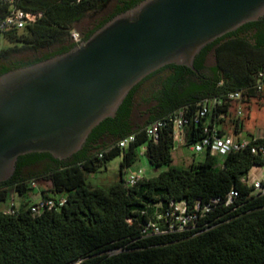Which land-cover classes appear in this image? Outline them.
I'll return each mask as SVG.
<instances>
[{
    "label": "trees",
    "instance_id": "16d2710c",
    "mask_svg": "<svg viewBox=\"0 0 264 264\" xmlns=\"http://www.w3.org/2000/svg\"><path fill=\"white\" fill-rule=\"evenodd\" d=\"M110 1L17 0L19 8L41 12V17L21 30L2 35L21 48L49 51L32 60L12 61L9 53L17 46L1 49L0 75L71 49L76 44L70 38L73 26ZM140 1L117 0L115 11L82 40L113 15ZM209 53L214 61L207 66ZM193 67L196 73L171 64L145 77L130 90L115 116L93 128L82 148L70 158L58 160L48 153H31L17 159L12 177L0 183V204L12 192L20 197L33 195L30 182L39 180L49 183L47 189L39 190L40 197H63L65 203L38 216L30 214L28 202H22L15 214H5L0 207V264H264V194L251 195V188L242 182L253 167H264V156L253 155L246 148L224 157L222 168L207 154L202 161L181 167L173 164L170 124L161 129L156 144L144 130L149 123L181 107H187L191 114L207 98L237 90H243L239 104L264 97V90L256 92L252 88L258 71L264 70V16L203 47ZM151 78L150 90L141 98L146 119L140 125L133 119V97ZM237 106L235 101L224 100L217 108V114L223 115L218 120L220 134L229 135L225 119L233 110L231 133L240 135ZM201 123L188 126L184 146L201 138ZM129 134H134L135 141L125 150L118 149L116 141ZM252 144L264 145V137ZM140 147L145 148L146 162L157 173L126 186L123 173L138 160ZM120 154L114 183H87V174L99 171L106 161ZM231 189L238 192V197L224 206L222 202ZM212 198H219L221 204L199 220L197 229L141 235L148 217L141 213L145 208L150 212V206H164L171 200L192 207L196 201L203 204Z\"/></svg>",
    "mask_w": 264,
    "mask_h": 264
},
{
    "label": "water",
    "instance_id": "95a60500",
    "mask_svg": "<svg viewBox=\"0 0 264 264\" xmlns=\"http://www.w3.org/2000/svg\"><path fill=\"white\" fill-rule=\"evenodd\" d=\"M263 16L264 0H141L68 51L1 74L0 183L20 156L70 158L145 77L196 73L203 47Z\"/></svg>",
    "mask_w": 264,
    "mask_h": 264
},
{
    "label": "built area",
    "instance_id": "2783aa9c",
    "mask_svg": "<svg viewBox=\"0 0 264 264\" xmlns=\"http://www.w3.org/2000/svg\"><path fill=\"white\" fill-rule=\"evenodd\" d=\"M41 17V12L25 11L17 6V0H0V34L6 32L18 31L25 26L35 23ZM71 41L78 43L81 41L80 36L74 30L70 32ZM252 88L256 92L264 90V70L258 71ZM243 90L229 92L219 97L207 98L201 101L196 109L189 114L187 107H181L163 119H157L145 126L146 137L156 144L160 137L161 129L168 123L171 126V137L173 149L184 146L186 141V130L191 124H197L202 120V136L201 138L189 146V150L194 154H204L215 157L217 159L216 166L223 167V159L230 153L240 152L246 148L253 155L264 156L263 144H252L262 136L252 134L251 136H236L219 133L218 120L223 118L222 114H217V108L220 107L224 100H231L238 103L235 111L236 117L241 116L242 112L239 103L242 98ZM135 141L134 134H129L116 141V147L120 150H125L130 144ZM101 156L100 154L98 155ZM145 157V148L140 147L138 157ZM218 158H223L219 161ZM258 167V166H255ZM253 167V168H255ZM260 176L256 179H248L246 176L242 179L248 187L251 188V195L264 194V167ZM128 169V168H127ZM124 178L126 186L134 185L138 180L146 176V170L139 167L136 170L128 171ZM248 175V174H247ZM35 186V182H31V187ZM15 193H10L8 198V206L2 208L5 214H15L19 207L16 206ZM238 197V192L231 189L222 202V205L228 206L233 200ZM65 203V198L58 197L57 199L39 197L37 201L28 205V210L32 216H38L44 211H49L53 208L62 206ZM221 204L219 198L209 199L206 203L196 201L192 207H188L184 201H169L162 206L160 203L150 206V212L147 208L142 210V214L148 215L146 223L141 226L140 233L143 236L161 235L168 233H178L190 231L198 228L199 220L208 212L212 211L217 205ZM149 212V213H148ZM130 221V220H128ZM208 228L207 224L202 225Z\"/></svg>",
    "mask_w": 264,
    "mask_h": 264
},
{
    "label": "rangeland",
    "instance_id": "374dc122",
    "mask_svg": "<svg viewBox=\"0 0 264 264\" xmlns=\"http://www.w3.org/2000/svg\"><path fill=\"white\" fill-rule=\"evenodd\" d=\"M117 0H111L108 2L101 10H98L94 13L88 14L84 16L78 23L73 26V30L79 34L81 37L82 33L87 31L92 25H94L97 21L101 20L105 17L115 6ZM17 46L15 51L9 53V59L12 61H28L32 60L35 57L40 56L42 53H46L49 50H33L30 48H21L18 44L8 42L2 34H0V50L8 47ZM213 55L209 53L206 58V65L209 66L213 64ZM161 74H164L161 73ZM154 78H151L145 81L135 92L134 94V109H133V119L140 125L144 124L146 116L143 114L146 107L142 104L141 98L146 96L148 91L150 90V86L153 82ZM241 106V117L240 121L242 124V130L240 132V136L246 134H256L257 136L264 137V97L258 96L253 98L247 104H239ZM234 118L233 110L230 112V117L225 119V126H228L229 135H233L231 133V120ZM227 130V129H226ZM109 145H112L113 142H109ZM204 158V154H194L189 150V147L181 146L175 147L172 151V159L173 164L177 166H187L189 165V161L194 160L195 162L202 161ZM122 159L121 154L116 155L110 160L106 161L104 167H101L99 171L95 173L87 174V183L95 186H109L114 183L118 179L119 175V163ZM221 161L223 158H218ZM139 167H143L146 170V176H153L157 173V169L151 168L144 156H139L138 160L135 161L127 170H136ZM262 172L261 167L252 168L247 177L248 179H256L260 176ZM126 173H123V178L126 177ZM49 187V183L39 180L35 181V190L47 189ZM16 206L20 208V203L28 202L31 204L39 198L37 192H35L32 196L29 197H20L15 196ZM8 206V201H4L0 204V207Z\"/></svg>",
    "mask_w": 264,
    "mask_h": 264
},
{
    "label": "flooded vegetation",
    "instance_id": "af4514ba",
    "mask_svg": "<svg viewBox=\"0 0 264 264\" xmlns=\"http://www.w3.org/2000/svg\"><path fill=\"white\" fill-rule=\"evenodd\" d=\"M115 7H116V4H115V6L112 8V10L105 16V17H103L101 20H99V21H97L94 25H92L87 31H85V32H83L82 33V35H81V37H80V39L82 40L84 37H85V35L88 33V31H90L91 29H93L94 27H95V25H97L100 21H102L103 19H105L106 17H108L109 15H111L114 11H115ZM28 170V168H25V170L24 171H27Z\"/></svg>",
    "mask_w": 264,
    "mask_h": 264
},
{
    "label": "crops",
    "instance_id": "0c3cea01",
    "mask_svg": "<svg viewBox=\"0 0 264 264\" xmlns=\"http://www.w3.org/2000/svg\"><path fill=\"white\" fill-rule=\"evenodd\" d=\"M240 136V135H239ZM191 162H195L194 160H191V161H189V164L191 163ZM30 186H31V182H30ZM34 188V192H37V195L40 197V193H39V190H35L36 188H35V186L33 187ZM32 196V195H31ZM21 204V203H20Z\"/></svg>",
    "mask_w": 264,
    "mask_h": 264
}]
</instances>
